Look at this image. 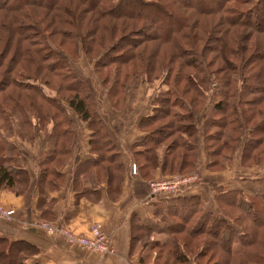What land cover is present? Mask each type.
I'll list each match as a JSON object with an SVG mask.
<instances>
[{"label":"rangeland","instance_id":"rangeland-1","mask_svg":"<svg viewBox=\"0 0 264 264\" xmlns=\"http://www.w3.org/2000/svg\"><path fill=\"white\" fill-rule=\"evenodd\" d=\"M24 1L25 3L21 6H9L8 8L10 9L7 10L0 8V19H4L2 21L4 25L9 24L15 26V29H13L15 32L12 34V40L8 46V39L6 41H4V39L9 34L10 29L4 27L0 30V49L4 47V50H6L4 55L1 54L3 56L1 57L2 65L0 67V72L7 69L9 73L11 72L13 77L23 75V71L20 69L21 66L23 64L29 65L25 58H27V56H29L28 58H32L31 55H35V53L27 55L21 48L28 46L31 50L34 48L41 49L39 52H42L43 56L39 57L41 61L38 60L39 62L36 66L39 67L40 64L39 70L42 73L39 74L38 78L48 80L49 86L43 85L41 79L37 81L29 80V82L35 83L45 94L56 97L59 100L61 106L68 114V126L72 128L73 131L72 141L75 140L74 136L76 132L78 137L81 136L84 130L89 132V122L81 120L68 105L67 101L61 97L70 94V92H68V85L71 83L72 76L75 77L73 78L74 80L81 81L80 85H77L80 88V93H86L92 97L93 111H97L103 119L105 116V121L108 122L110 127H112L111 130L114 131V133H112L114 137L117 139V134H126L120 140L125 143L133 140L136 136L134 133L136 132L134 126H138L137 120L143 117L144 114L151 113L152 107L156 105L155 100L160 96H164L169 91V93H174L176 97H179L181 99L180 101H182L181 105L170 106L171 109L176 112L184 113L187 111H194L195 113L196 124L199 128L198 133L196 132V134L190 137L184 135V140L187 143H197V145H199L198 160L192 171L187 172L185 170L190 169H183V173H174L171 175L164 174L163 168L165 166L168 168V163L172 155L183 150L180 146H177L178 148H175L177 150L173 154V148L170 146L173 144L176 145L177 141L181 142L178 137L180 130L177 129L176 132L173 131L171 135L163 132L165 140H163L160 135L157 136L158 132L155 131L152 135L159 138L158 140L161 142L154 147L156 161L153 164V166H155L153 169L159 168L161 177L159 176L157 178L158 180L154 179L151 183L167 180L170 177H181L185 179L191 176L186 182H183L184 184L181 183L183 185H181L178 190L181 191L182 189L183 191L189 188L191 193L202 192L204 197L202 209L210 211L216 209L217 214L223 215L222 210L218 207V205H220L222 209H225L224 212L227 217L225 219L227 222L231 223H234L233 220L236 221L241 216L239 212L229 208L228 200L219 199L222 200L219 201L216 199L217 193L219 194L221 191L239 190L243 193L244 199H247V197H250V194H256L258 191L262 190V198L264 199V129H262V131L260 130L256 136H253L256 142H252V147L243 149L246 140L248 141L250 138L249 129L253 130L254 127L264 119L263 111H260L258 116L254 114L252 119H247V109L252 107L251 103L255 104L253 105L254 109L260 108L261 110L262 108L264 110V88L261 89V92H241L235 96L239 101L241 100L239 109L241 110V116L247 123L245 124L243 119H241L243 125L239 124V128L240 126L243 127L245 132L239 143V135L232 139L230 134H225L224 130L226 128L231 132L230 125L227 123L225 126L220 125L219 127L215 126L203 129L204 121L208 118L213 105L226 97L222 95L225 90V82L222 81V75L225 73L231 75L234 78V85L238 84L237 86H239L243 83V79L239 76L242 68H244L245 73L251 69L249 66L245 67L243 63L252 65V68L264 65V21L262 20L259 25L262 27L255 28L251 26V22L245 24L233 19L236 17L240 20L243 11L259 6L255 4L256 0H205L202 3L200 0H187L190 3H188V5L184 4L186 6L180 5V2L176 3L173 0H133L137 2V6L139 7L135 6L132 10L122 9L120 6L114 8L115 4L118 5L122 0H49V2L52 3L49 6H46L47 4L45 3L37 4L30 2L32 0ZM86 1L92 2L93 6L86 3ZM63 3H65V8L62 7ZM173 4L179 5V8H181L187 18V23L185 24L187 27L182 32H180V28H176L177 26L173 24V21L170 23L169 19H165V15L163 14V11L168 14H173L171 11V8L175 6ZM73 8L78 12H82L80 14L81 16L78 14L76 16L77 22L81 27H83L82 22H84V25H86V22H89L85 28L87 29V33L78 24H76V27L75 24H70L68 22L64 24L59 23V21L63 19L71 21V9ZM198 8H204L205 10H198ZM262 14L263 12L259 9V11H257L259 19H261ZM40 18L42 19L39 20ZM251 18L254 21L253 16ZM94 23L97 24L98 28L94 26ZM193 23L195 24L189 33V38H186L187 34L181 36L183 32H188V25H192ZM166 24L171 25L173 29L170 31L172 33L170 37L171 41L173 39L174 42L176 41L174 46L176 50L173 55H168L166 53L162 54L165 50V43L167 42L160 39L158 28ZM194 34L198 35L196 40ZM224 36L226 44H232V48L237 50L233 55L227 53L231 58L227 63L232 65L235 64L237 68H239L232 72L230 71L231 68L225 65V61H223L218 54L220 49L219 39ZM131 44L135 45L131 47ZM139 46H141V48H139ZM144 46H149L147 48L149 51L154 49L152 48L153 46L158 47V55H154L153 59L151 55H145L140 61L138 60V55L132 60H125L122 57L123 55L130 54L129 51L131 53L135 52L136 54L142 50L143 52L147 51V49H143ZM15 50L18 52L17 57L15 56ZM256 52H258L257 55L260 56H254L252 58ZM194 54L197 60H195ZM192 57H194L192 60L193 62H189L191 63V65H189L187 61ZM12 60H14V62L10 65V61ZM152 63L155 69L151 68L152 66L150 67ZM55 64H57V66H55L57 68L53 67ZM29 66L33 68L36 67L33 65ZM157 68L160 71L156 70ZM199 69L204 70V72L206 70H209V72L211 71L208 77L210 80L206 78V81L203 84L201 83L200 88L203 91L202 95L200 94V89L194 85L195 83H190L179 74L181 71L186 72V74L190 71L194 73ZM44 74H46V77L43 79ZM197 74L200 77L203 76V74L200 75L198 72ZM25 79L24 75L19 77V80ZM175 83H178V85H175ZM20 90L23 91L25 89L23 88V90ZM111 90L114 92L111 94L112 96L114 95V97L109 95V91ZM258 97H262V100L256 102V98ZM242 99H245V101L242 102ZM204 100L205 102H203ZM20 101L25 108L24 117L36 121L39 115H35V113H33L34 109L28 107L23 99H20ZM46 105L47 104L43 103V106ZM230 112L231 109L225 106L223 116L218 114H214L213 116L215 117L214 119L221 118L223 121L226 117L229 119ZM9 114L10 113L7 112L12 126H20L21 116L19 113H13L12 116ZM163 117L161 120L158 119L152 124L155 125L153 128L159 130V128H161V123L170 119V116ZM192 121H194V117ZM1 124L2 121H0V125ZM259 127H261V125L256 126L254 130ZM139 130L143 132L141 129ZM36 133L41 134L38 136L42 138L41 141L45 143L44 147L47 150L49 146L47 137L43 135V132ZM215 136L216 138H214ZM6 138L21 143L23 141L28 144H32L38 139L36 136L35 140L32 142L27 140L20 141L15 135L7 136L6 133L1 132L0 139L3 144V150H0V156L4 151L6 153L7 151L10 152L6 143ZM205 144L207 145V149L216 150L214 156L209 157ZM241 151L244 153L243 158L241 157ZM70 153L69 151L61 153L58 158L65 160L69 157L71 158ZM107 153L109 154V152ZM108 154L105 156L109 157ZM209 159H213L214 162L212 161L210 164L206 165L209 163ZM113 165L116 166L115 162ZM129 165L131 168L130 170L136 172L133 171L135 158L132 155H130L128 169ZM125 168L126 167L122 168V174L117 176L118 179L123 178ZM174 168L175 170L177 169L176 167ZM136 169L135 166V170ZM91 171L93 170H90L88 167L83 172V179L92 178L93 175L89 174ZM146 171L148 178H154L153 175L148 173L150 171L149 168ZM165 176H167V178ZM47 177L48 179H52L51 175ZM237 177H242V179H237ZM49 182L51 181L49 180ZM238 182H241L239 183V188H234L232 185L238 184ZM150 188L152 187L150 186ZM160 191H162V189ZM237 197L242 198V195L240 194ZM229 216L231 218H229ZM46 217L48 218V216H45V218ZM0 219L7 221L5 217L0 216ZM246 220L247 221L244 219L241 223L245 231L247 228L251 227L256 230L258 238H262V236H264V227L259 226V222H254V220L253 222L251 219ZM38 222H46L54 225V222L45 219L42 220L40 218ZM62 226L68 228L75 234H79L72 231V229L66 225ZM142 236L144 241L146 239L149 244H153V247L155 246V235L143 232ZM156 237L159 239L160 236ZM167 237L169 240L173 236L167 235L166 238ZM175 238L180 241L191 240V238L189 239L183 232L177 234ZM197 240H201L199 241L201 244L204 241L215 239L199 235ZM218 242L216 241V245ZM201 247L198 250H200ZM256 247V244L252 245L251 249L254 250ZM169 249L170 247L168 248V246L161 250L158 248L155 250L153 248H147L148 252H146L145 257L147 258L151 252V254H153V261L151 263H149V261H144V263L136 264H164L171 256H169ZM201 258L203 264H216V261H220L221 264H238L241 262L240 257L227 256L223 250H213V245L209 250L203 253ZM5 261L6 258L0 255V264H5ZM191 261L192 259H190V262Z\"/></svg>","mask_w":264,"mask_h":264},{"label":"trees","instance_id":"trees-1","mask_svg":"<svg viewBox=\"0 0 264 264\" xmlns=\"http://www.w3.org/2000/svg\"><path fill=\"white\" fill-rule=\"evenodd\" d=\"M12 1V3H11ZM24 0H0V8H3L5 10L10 9L9 6H21L25 3ZM174 2H180V5L186 6L188 5L187 0H173ZM205 0H200V2H204ZM252 1V0H251ZM254 1V0H253ZM5 2V3H4ZM30 2H34L37 4L45 3L46 6H49L50 3L49 0H32ZM80 2V1H77ZM4 3V4H3ZM81 3V2H80ZM86 3L93 6L92 2L86 1ZM183 3V4H181ZM186 4V5H184ZM255 4L259 5L257 7H254L253 9H247L242 12L241 19L238 20L236 17L233 19L242 23H252L251 26L255 28H259L262 26H259L264 21V1L263 0H256ZM171 8V11L173 14H168L163 11V14L165 15V19H169L170 23L173 21V24H176V28H180V32L184 31L186 29V17L185 13L182 12L181 8H179V5L173 4ZM117 6H120L122 9H134L135 6H137V2L133 0H122L118 5L115 4L114 8H117ZM261 6V7H260ZM61 7V6H60ZM59 7V8H60ZM62 7L65 8V3L62 4ZM139 7V6H137ZM50 8V7H49ZM258 9V10H257ZM259 9L263 12L261 19L257 16V11ZM72 10V18L71 21H67L66 19H63L62 21H59L60 24H64L66 22L70 24H78L77 22V14L80 15L82 12L76 11L74 8ZM198 10H205L204 8H198ZM129 11V10H127ZM162 11V10H160ZM182 12V13H181ZM81 16V15H80ZM254 18V21L252 20V17ZM40 18L39 20H41ZM4 20V19H3ZM3 20L0 19V30L4 27L6 29H10L9 34L6 36L4 41H7V46L9 45L10 41L12 40V34L15 32L13 29H15L14 25H9L2 22ZM66 20V21H64ZM261 20V21H260ZM3 23V25H2ZM84 22H82V26L80 27L86 31V26L89 24V22H86L84 25ZM81 24V22H80ZM195 23L192 25H188V32L183 34H187L186 38H189V33L191 29L193 28ZM185 25V26H184ZM71 26V25H70ZM94 26L96 27L97 24L94 23ZM77 27V26H76ZM98 28V26H97ZM159 34L160 39L162 41H165L166 45L164 46L165 50L162 52V54H168L173 55L175 54L176 48L174 39L171 41V32L173 29L171 28V25H164L159 26ZM89 35V34H88ZM198 35L194 34V38L196 40V37ZM225 36L219 39V56L225 61V65L231 68V72L238 70L237 66L234 64H229L227 61L231 59L228 54L233 55L235 48H232V44H226L224 41ZM135 42V41H133ZM173 42V43H172ZM80 43V42H79ZM226 44V45H225ZM135 44H131V47H133ZM137 45V42H136ZM22 47V46H21ZM149 47V46H148ZM147 46H144L143 49H147ZM141 48V46H139ZM154 48V49H152ZM152 50H148L143 52L140 51L137 54L135 52L129 53L123 55L122 57L125 60H132L135 59L138 55V60L140 61L142 58H144L145 55H151L152 59L154 55H158L159 50L158 47H152ZM241 48V46H240ZM24 53L27 55L31 53L32 58H25L26 62L29 63V65L36 66L41 59L39 57L43 56L42 52H39L41 49L34 48L31 50L28 46L21 48ZM150 49V48H149ZM190 49V48H189ZM187 49V50H189ZM130 50V49H129ZM181 51V49H180ZM6 50H4V47L0 49V67L2 65V56L5 54ZM153 53V54H151ZM3 54V55H1ZM17 50H15V56L17 57ZM133 54V55H132ZM258 52H256L254 56H260L257 55ZM195 60H197L196 55L194 54ZM189 59L187 63L193 62V58ZM39 60V61H38ZM12 65L14 60L10 61ZM229 62V61H228ZM4 64V60H3ZM244 66H249L251 69L248 72H244V68H242L241 73L239 76L241 79H243L242 85L238 84L234 85L233 77L231 75H228L227 73L222 75V78L225 82V90L222 95L226 96L223 100L217 101L213 107L211 108V112L208 115V118L205 119L203 124V129L208 127H219L220 125L225 126L226 123L230 125L231 132H229V129L226 128L225 134H230V137L236 138V136L239 135V141L242 140V135L245 132V129L240 126L239 124L243 125L241 122V119L246 123L245 119L241 116V110L239 109V101L237 98H235L236 94H240L241 92L244 93H255V92H261V89L264 88V65H259L260 67L252 68L250 64L243 63ZM29 65L23 64L21 66V70L23 71L25 80H19V77H22L23 75H17L12 76L11 72L9 73V70H4L0 72V121H2V124L0 125V135L1 132L6 133L7 136L15 135L16 137L20 138L24 141H30L32 142L36 138V132H43V135L47 137L49 146H48V153L44 157L41 163V173L39 174V181L37 183V187H39L40 192L45 191L46 189H53L56 188L57 181L63 180L64 175L59 172L60 166L65 162V159L58 158L61 153H66V151H69L70 153V146L72 143L73 138V131L72 128H69V120H68V114L67 111L61 106L59 100L56 97L49 96L45 94L35 83L29 82V80L37 81L39 77V74L42 73L39 67H31ZM163 65V64H161ZM191 65V63H189ZM57 66L55 64L53 67ZM152 66V67H151ZM153 63L150 65L151 68L155 69V66L153 67ZM156 70H159L158 68ZM168 70V69H167ZM160 71V70H159ZM166 71V69H165ZM53 72V71H52ZM129 72V71H128ZM197 72L203 76H198ZM197 72L190 71L188 74L186 72H179L181 74V77H184L185 80H188L190 83L196 85L200 90V94H203L202 89L200 88L201 83L203 84L206 81V78L209 77L210 72L209 70H197ZM203 72V73H202ZM54 73V72H53ZM132 74V72H131ZM127 75V73H126ZM46 77V74L43 75V79ZM198 77V78H197ZM72 76L71 83L68 85V92L70 94L61 96L64 100L67 101L68 105L72 108V110L77 114V116L85 121L89 122V130L91 131V139L89 141V153L91 154L89 159L87 161H84L83 163L86 165L85 168H88L90 170H93L89 172V174H92V177H96L97 179H103L104 182L107 184V191L109 192L110 198L115 197L117 194V191L120 186L121 179H118L117 176L119 174H122V168L125 167L123 160H122V154L119 150L118 145L112 138V135L110 133L111 127L108 124V122L105 121V119L102 118V116L97 112L93 111L92 109V97L86 93L82 94L80 93V88L77 85H80L81 81H76ZM150 78V74H149ZM209 79V78H208ZM210 80V79H209ZM41 82L43 85L48 84V80L41 79ZM177 82V81H176ZM200 82V83H198ZM178 85V83H175V85ZM229 86V87H228ZM74 87V88H73ZM4 88V89H2ZM23 88L25 90H23ZM189 88V87H188ZM22 89L23 91H21ZM243 90V91H242ZM114 92L109 91V95L113 94ZM112 96V95H111ZM114 97V95L112 96ZM157 98V97H156ZM20 99H23L24 102L30 107L31 109H34L33 113L38 114L36 121H33L34 119L30 120L29 118L24 117V105L20 101ZM181 99L176 97L174 93H169V91L164 95L160 96L155 100V104L152 107V111L149 114H145L139 121H138V127L141 129L144 133V138L142 140V147H133L131 149V155L135 158V166L139 171L141 170V173L143 176L147 177V171L153 170L155 166H153L154 162L156 161V153L154 150V147L158 145L161 141H159L155 135H152L155 131L158 132L157 136L160 135L163 140H165V135H163V132L165 134H170L176 130H180L178 133V137L181 140V142L177 141L176 145H170L171 148H173V154L176 152L178 148L177 146H180L183 150L179 151V153H175V155H172L171 160L169 161V166H165L162 170L164 174L171 175L174 173H183V169H190L185 171H192L198 160V154H199V145L187 143L184 140V135L187 137H190L191 135L198 133V127L195 120V113L194 111H187V112H176L175 110L171 109L170 106H176L181 105L182 101ZM262 97L256 98V102L261 101ZM245 99H242V102H244ZM205 102V100L203 101ZM44 104H47L46 106H43ZM42 104V105H41ZM252 107L247 109V119H252V116L259 115L260 111L264 112V110L261 108L254 109L253 103ZM162 105V107H161ZM225 106L227 108L231 109V112L229 113V119L226 117L225 120H221V118L214 119V114H218L223 116V112L225 110ZM27 107V108H28ZM253 108V109H252ZM192 109V108H191ZM193 110V109H192ZM240 110V111H239ZM7 112H9L12 116L13 113H19L21 116L20 120V126H12V123H10V118L7 115ZM163 116H170V119L168 121H165L164 123H161V128L155 129L152 125L157 121L158 119H162ZM256 116V117H257ZM194 117V121L193 120ZM164 118V117H163ZM246 118V115H245ZM246 119V120H247ZM220 120V121H219ZM227 121V122H226ZM221 122V123H219ZM225 122V123H224ZM19 125V124H18ZM261 125V127L256 128V126ZM258 125L254 127L253 130L249 129L250 138L248 141L246 140L243 149H249L252 147V142L254 141V137L257 133L262 129H264V119L261 121ZM159 127V126H158ZM156 127V128H158ZM2 137V136H1ZM216 138V136L214 137ZM198 139V137H197ZM256 141H254L255 143ZM6 143L8 145V148L10 149V152L7 151V153L4 151L2 155L0 156V189H13L17 193H21L23 191V186H26L28 182V176L27 172L21 168H19V165L15 161V144L10 141L8 138H6ZM237 143V144H238ZM236 144V145H237ZM247 145V146H246ZM69 146V147H68ZM246 146V147H245ZM68 148V149H67ZM205 148L207 150V154L210 156H214V152L216 150L214 149H207V145L205 144ZM0 150H3V144L0 139ZM14 151V153H13ZM109 152V154L107 153ZM241 157H244L243 151H241ZM149 153V154H148ZM109 155L105 156V155ZM67 160V159H66ZM113 161V162H112ZM214 162V160L209 159V163ZM112 162V163H111ZM115 162L116 166L113 165ZM142 162V163H141ZM138 163V166H137ZM53 166L58 170H53ZM153 166V167H152ZM118 167V168H115ZM122 167V168H121ZM152 167V169H151ZM176 167L177 169L175 170ZM116 169V170H115ZM150 171L148 173H150ZM118 173V174H117ZM48 175H51L52 179H48ZM171 178V177H170ZM49 180L51 182H49ZM60 180V182H61ZM60 184V183H59ZM51 185V187H50ZM264 188V184H263ZM182 190V189H181ZM264 190V189H263ZM180 190H177L176 192H179ZM218 194V193H217ZM216 194V199H226L228 200V206L229 208L236 210L239 212V217L234 223L227 222L225 218V209H222L220 205L218 207L220 210H222L223 215H216L214 216L212 213H204L205 210L202 209V198L195 194H185V195H178L176 204L170 206L168 208V213L171 214V218L169 220L174 221L175 225L173 228L168 229V235L173 236L168 241H165V246L168 248L170 247L169 256L170 258L167 259V262L164 264H190V259L193 258L194 264H203L202 263V255L205 253L206 250H209L210 247L213 245V250L216 251V249L223 250L227 256L231 257H240L241 262L238 264H264L263 257H264V236L262 238H258V234L256 233L255 229H252L251 227L247 228L245 231L244 227L241 226V223L245 219H251V221L259 222V226L264 227V199L262 198V190L258 191L256 194H250V197H247V199H244L243 193L239 190H230V191H221L218 195ZM242 195V198H239L237 196ZM42 197L39 198L38 206L42 204ZM41 201V203H40ZM222 201V200H219ZM51 202H49L47 205V209H45L47 212L51 209ZM234 205V207H233ZM45 206V205H44ZM257 208H256V207ZM42 210L41 216H45L44 211ZM229 218H231L229 216ZM226 228V229H225ZM185 233L189 239L188 241H180L175 238V236L179 233ZM199 235H204L209 238H213L215 240H207L200 244L197 240ZM192 241V242H190ZM216 241L218 244L216 245ZM190 244V245H189ZM257 245L254 250L251 249L252 245ZM163 246V245H162ZM202 246V247H201ZM201 247L200 250H198ZM243 248V249H242ZM195 249V251H194ZM247 249V251H246ZM36 250L33 246L28 244L27 242L23 241H10L9 239L5 237H0V255L6 258L5 264H24V260L27 256L33 254ZM215 255V254H214ZM216 264H221L220 261H216Z\"/></svg>","mask_w":264,"mask_h":264},{"label":"crops","instance_id":"crops-1","mask_svg":"<svg viewBox=\"0 0 264 264\" xmlns=\"http://www.w3.org/2000/svg\"><path fill=\"white\" fill-rule=\"evenodd\" d=\"M141 118L137 120V125ZM104 119L106 120L105 116ZM134 129L136 136L128 143L120 141L126 134H117L116 139L112 134L114 131H110L119 150L122 149V160L126 167L117 194L113 198H110L107 184L103 179L96 177L83 179V172L87 169L84 161L91 155L88 145L91 139L90 130L89 132L84 130L80 137L77 132L75 133V140L70 147L71 158H67L60 166L59 172L64 175L63 180L60 178L61 182L57 181L56 188L43 192H40L37 183L41 173L40 165L48 149H45V143H42V138L39 137L41 134H36L38 139L32 144L10 140L15 144V161L19 168L27 172L28 182L22 187L21 193L13 189H0V205L5 209H14V215L7 221L0 219V237L10 241L27 242L34 247L36 251L26 257L24 264H136L144 261L151 263L153 254L150 252L146 258L147 248L154 250L167 248L165 241H168V237L166 238L168 229L175 225L174 221L169 220L171 214L168 213V208L176 204L178 195L195 194L204 201L203 193L200 191L191 193L189 188L179 192L154 191L150 188L151 181L161 177L159 168L150 171L149 174L154 178L143 176L141 170L136 169V172H132L130 165L128 169L131 149L143 145L144 133L136 125ZM18 140L21 141L20 138ZM52 169L58 171L54 166ZM239 183L241 182L232 186L239 188ZM40 197L42 204L38 206ZM49 202L51 209L47 212L45 209ZM42 210H45L44 214L48 218L41 216ZM204 210V213L218 215L216 209ZM39 218L58 225H66L81 235H88L90 227L99 223L110 237L114 252L99 253L70 244L64 236L51 235L38 227L36 222ZM143 232L155 235L154 247L146 239L144 241ZM156 236H160L159 239ZM191 259L190 264H194L193 258Z\"/></svg>","mask_w":264,"mask_h":264},{"label":"built area","instance_id":"built-area-1","mask_svg":"<svg viewBox=\"0 0 264 264\" xmlns=\"http://www.w3.org/2000/svg\"><path fill=\"white\" fill-rule=\"evenodd\" d=\"M133 171H135V166L133 165ZM191 176L185 179L181 177H171L163 181H155L151 184V189L156 191H169L176 192L178 188L183 185ZM183 183V184H181ZM188 184V183H187ZM157 187V188H155ZM14 211L13 209H5L0 206V216L9 219L12 217ZM38 227L46 230L47 233L51 235H62L70 244L78 245L79 247L99 253L110 254L114 252L113 245L110 237L101 229L100 224L95 223L89 229L88 235H80L71 232L68 228H64L62 225L50 224L46 222L36 223Z\"/></svg>","mask_w":264,"mask_h":264}]
</instances>
